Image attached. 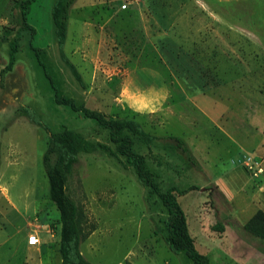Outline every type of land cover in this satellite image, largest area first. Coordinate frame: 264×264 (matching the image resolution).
Segmentation results:
<instances>
[{"label":"rangeland","instance_id":"obj_1","mask_svg":"<svg viewBox=\"0 0 264 264\" xmlns=\"http://www.w3.org/2000/svg\"><path fill=\"white\" fill-rule=\"evenodd\" d=\"M18 0H0V264H60L59 213L42 165L48 133L70 129L95 143L67 181L93 264H192L163 238L167 209L118 152L106 129L55 103L21 31ZM35 0L32 44L59 90L107 116L131 118L159 138L133 149L165 190L177 194L189 233L209 264H264V241L242 225L264 212V0H76L60 57L50 10ZM36 121H35V120ZM168 134L182 137L191 165ZM219 222L222 229L214 227Z\"/></svg>","mask_w":264,"mask_h":264},{"label":"trees","instance_id":"obj_2","mask_svg":"<svg viewBox=\"0 0 264 264\" xmlns=\"http://www.w3.org/2000/svg\"><path fill=\"white\" fill-rule=\"evenodd\" d=\"M34 1L18 0L16 2V7L21 15V25L9 43V61L6 68L10 69L14 63L18 51V42L21 39V31H29L31 36L30 47L37 63L48 79L55 103L66 105L73 111L81 112L85 117L93 119L100 127L107 130L109 139L117 144L118 152L124 156L128 164L132 165L138 179L147 186L149 192L156 194L166 207L168 218L165 222L166 231L163 238L168 247L175 253H184L192 264H209L208 256L195 247L188 230L184 210L177 200V194H184L188 189L169 187L162 190L155 182L152 172L145 169L143 155L133 149V136L144 143L154 142L159 136L144 130L140 123L134 119L109 117L100 110L77 103L74 98L59 90L41 57V49L32 44L35 28L28 22L27 16ZM75 1L54 0L50 16L60 57L78 84L84 87L80 72L63 50L67 38L69 10ZM36 122L48 133L47 145L42 154V165L48 181V196L59 213L58 251L61 258L60 264H93L85 259L81 253L80 244L86 238L87 232L83 226L82 211L68 193L67 181L74 164L78 161V154L93 151L97 145L70 129L54 132L47 124L40 121ZM165 137L173 140L174 147L181 151L191 165H199V161L182 137L173 134H168ZM214 227L222 229L223 226L217 222ZM242 227L248 234L264 241V212L257 210L243 223Z\"/></svg>","mask_w":264,"mask_h":264}]
</instances>
